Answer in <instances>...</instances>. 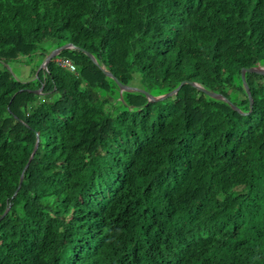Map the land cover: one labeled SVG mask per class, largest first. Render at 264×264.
<instances>
[{
  "label": "trees",
  "instance_id": "obj_1",
  "mask_svg": "<svg viewBox=\"0 0 264 264\" xmlns=\"http://www.w3.org/2000/svg\"><path fill=\"white\" fill-rule=\"evenodd\" d=\"M66 43L126 86L248 106L264 0H0V264H264V75L242 114L189 85L121 94L74 50L8 68Z\"/></svg>",
  "mask_w": 264,
  "mask_h": 264
},
{
  "label": "water",
  "instance_id": "obj_2",
  "mask_svg": "<svg viewBox=\"0 0 264 264\" xmlns=\"http://www.w3.org/2000/svg\"><path fill=\"white\" fill-rule=\"evenodd\" d=\"M70 50L77 51V52L84 54L85 56L89 57L97 66L100 67V69L107 76V79H109L114 84V86L118 88V90L121 92V94H124V93L138 94V95L144 94L148 97L150 102H161V101L169 100V99L175 97L183 87L189 85V86L194 87L195 89H198L199 91H201L202 93H204L206 96H208L211 99L222 100V101L226 102L235 111L240 112L242 114H244L246 111L252 112L253 108H254L255 101H254L253 94L251 91V86H250L251 76L253 74L264 75V62H260L256 65H253L250 68H244L243 71L241 72L242 73V76H241L242 87L244 89L246 97L250 100V104L248 106H239V105L235 104L232 100H230L226 97H223L222 95H219L215 92L210 91L203 84L198 83V81L197 82L184 81L172 92H170L166 95L157 96V95L153 94L146 87L133 88V87L126 86V84L124 85L119 79H117V77H115L112 74V72L109 70L107 65L98 56L86 51L85 49L79 48L78 46H76L72 43H66L64 45H61V46H58V47L52 49L51 51H49L46 54L43 62L41 63L40 67L38 68V70L36 72V79L39 78V74L41 72H47L48 71L49 64L51 62H53V60L55 58L59 57L62 53H65V52L70 51ZM8 68L10 69L11 72H13L14 76L16 77V75L13 71V68L11 66H8ZM35 93L38 94L39 96H43V95L50 94L52 92L47 89V82L45 80V81H43V87L40 90L35 91ZM39 145H40V135L38 134L37 142H36L34 151H33V153H31L32 155H31L30 160L27 163L26 168L22 174L19 187L17 188L16 193H15L13 198H15L19 194V192L23 186V182L25 180L26 173H27L32 161L34 160L36 153L38 152ZM10 209H11V203L8 205L6 211L1 216L0 222L7 216Z\"/></svg>",
  "mask_w": 264,
  "mask_h": 264
},
{
  "label": "rangeland",
  "instance_id": "obj_3",
  "mask_svg": "<svg viewBox=\"0 0 264 264\" xmlns=\"http://www.w3.org/2000/svg\"><path fill=\"white\" fill-rule=\"evenodd\" d=\"M44 60V56H40L36 59V61L31 64V65H27L26 67H19L18 65H14L13 71L16 75V77L21 81V82H25L27 81L33 74V71H35L36 67L41 65V63ZM24 63L26 62V60H23ZM38 70V69H37Z\"/></svg>",
  "mask_w": 264,
  "mask_h": 264
},
{
  "label": "built area",
  "instance_id": "obj_4",
  "mask_svg": "<svg viewBox=\"0 0 264 264\" xmlns=\"http://www.w3.org/2000/svg\"><path fill=\"white\" fill-rule=\"evenodd\" d=\"M59 62L61 63V65L63 67L68 68V69H70L73 72L75 71V67L70 61H68V60H60Z\"/></svg>",
  "mask_w": 264,
  "mask_h": 264
}]
</instances>
